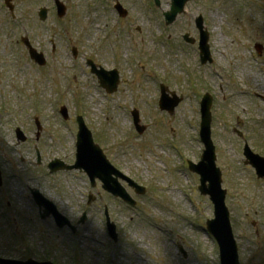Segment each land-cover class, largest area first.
<instances>
[{"label": "rangeland", "instance_id": "obj_1", "mask_svg": "<svg viewBox=\"0 0 264 264\" xmlns=\"http://www.w3.org/2000/svg\"><path fill=\"white\" fill-rule=\"evenodd\" d=\"M14 2L15 20L0 0V166L6 176V183L0 189V220L7 223L14 219L17 229L25 232L27 239L24 243L12 244V249L54 255L51 259L60 264H220L216 241L206 229H201L207 219L214 216L213 204L200 194L199 176L185 169L188 167L184 159L180 162L181 171L175 169L179 168L182 155L197 161L201 154L202 144L195 139L199 127H193L200 118V101L195 97V90L208 85L218 95L213 138L217 162L223 170V186L228 190L227 205L241 264H264V181L258 180L254 170L243 163L244 140L236 132V129L241 130L254 150L264 154V50L257 56L255 48L256 42L264 44V0L190 2L184 17L168 29L169 41H177L185 32L197 36L194 18L199 10L203 11L212 32L217 60L202 69L195 66L197 54L189 47L169 51L168 45L156 43V36H161L165 29L159 22H163L161 16L158 20L135 12L133 28L119 31L111 28L115 22L114 12L104 14L101 4L93 24L94 19L86 17L84 0L69 1L72 6L65 21H58L53 12L46 21L39 19L37 9L42 5L54 8L53 0ZM147 5L153 9L149 1ZM137 9L142 10V7L137 6ZM136 24L141 27L139 30ZM25 34L47 52L50 65L46 73L33 63L25 46L19 42ZM105 39H108L107 45L103 44ZM52 41L56 44L54 51ZM72 44L80 48L75 59ZM131 48L138 51L140 48L144 52L142 56L151 57L152 66L158 65L160 73L166 70L172 74L167 80L184 96L174 114H162L159 110V92L157 89L155 92L157 74L130 78L127 68ZM156 52L166 60L172 52L170 64H156L153 58ZM94 55L101 62L105 59L108 66L115 65L121 58L127 79L122 81L117 94H107L90 74L85 60ZM197 73L205 79L198 78ZM54 78L63 88L61 103L69 108L68 122L59 117L57 95L47 92ZM40 94L44 98L42 106L34 105L33 100ZM95 94L100 95L102 110L93 104ZM76 106L85 120L101 131V141L107 145L112 161L149 187L145 196H137L130 190L138 200L137 206L104 194L100 184L91 188L87 176L78 170H63L52 175L46 166H41L54 157L65 159V155L71 153L76 140L71 128L76 127L74 123L70 127L69 122L74 119L72 111ZM134 107L140 109L142 123L147 127L142 135L137 134L132 139ZM152 107L157 112H153ZM34 114L39 115L43 123L38 139ZM17 126L28 134V141H18ZM160 127L167 130H161L155 137ZM172 130L177 135L178 146H174L170 137L162 139L170 136ZM96 136L94 131L97 141ZM146 140L150 143L144 145ZM36 147L41 151L40 165ZM175 147L182 150V155ZM169 159L175 176L170 173ZM67 160H74L73 153ZM33 186L53 195L74 224L83 211L89 213L87 222L78 225L76 235L67 229H58L52 219L39 218L29 190ZM90 191L102 192V199L86 204ZM105 206L117 223L121 237L118 244L108 236ZM198 212L201 214L197 215ZM192 218L196 225L190 221ZM3 237L0 228V246L6 244H1ZM181 245L188 252L187 257L181 252ZM76 251L78 260L74 258Z\"/></svg>", "mask_w": 264, "mask_h": 264}, {"label": "water", "instance_id": "obj_2", "mask_svg": "<svg viewBox=\"0 0 264 264\" xmlns=\"http://www.w3.org/2000/svg\"><path fill=\"white\" fill-rule=\"evenodd\" d=\"M180 0V5H181ZM185 1V0H184ZM45 16V12L43 13ZM207 38L204 36V43ZM28 43V42H27ZM32 56L38 58V54L31 49ZM206 100V99H205ZM210 100L204 102V121H203V139L208 142L209 149L204 156V161L198 166H192L193 169L199 171L202 174L203 185L201 189L204 193H210L212 199L216 203V219L209 221V229L217 238L220 248H221V258L222 264H238V253L237 246L233 237V233L229 223V214L227 208L224 204L225 191L220 188V172L215 168V155L214 148L209 140L210 134V112H209ZM84 134L80 135V151L78 153V165L86 168L91 178L94 180L95 177H100L107 184V188L117 195L123 196L125 199L130 200L129 196L125 190L114 180L111 176L115 172L113 167L106 160L105 156L102 154L98 147H95L92 143V138L90 133L86 130L83 125ZM248 157L251 159L253 165L258 169V173L264 176V159L259 158L257 155H253L250 152L247 153ZM207 161V163L205 162ZM210 180L211 185L207 187L205 182ZM39 203L46 204L49 211L54 210L51 206L52 204L45 202L41 196L37 195ZM57 221L60 225H64L67 219L62 215L58 214L56 211ZM47 214H44L46 216ZM110 231L115 238L117 234L115 231V225L109 224ZM0 264H51V263H37L34 261H29L27 263L22 262H12L6 260H0Z\"/></svg>", "mask_w": 264, "mask_h": 264}]
</instances>
